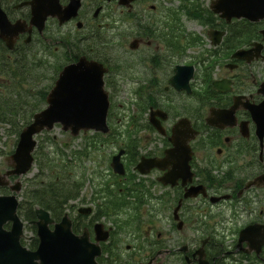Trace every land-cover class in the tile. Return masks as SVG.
Masks as SVG:
<instances>
[{"label":"flooded vegetation","instance_id":"1","mask_svg":"<svg viewBox=\"0 0 264 264\" xmlns=\"http://www.w3.org/2000/svg\"><path fill=\"white\" fill-rule=\"evenodd\" d=\"M17 10H14L16 12ZM21 17H24L25 14L19 15ZM264 50V49H263ZM234 63V62H233ZM232 63V64H233ZM231 64V65H232ZM236 68L238 70V74L235 75V70L233 67L228 65H223L222 67L216 66L215 71L218 73L223 72V75L219 78L214 77L216 80L219 79H229L232 82V92L230 94H219L214 93L212 91H209L207 94L201 96L198 101L199 105L202 107V109L206 108L209 109L210 107H214L217 109H227L231 106L233 97L239 96V97H248L250 95L251 102L255 103V94L254 90L257 88L258 83L261 80V74L258 67H256V63L245 65L242 62H237ZM172 73V70H171ZM217 76V75H215ZM195 97V96H194ZM244 99H242L240 102H243ZM190 104V122L195 126L196 124V118H195V101L191 99ZM207 113V112H206ZM205 113V116H206ZM204 116V117H205ZM238 121H244L249 122V118L247 114L243 111H239L236 114ZM171 121V119H169ZM199 126H202L201 122H198ZM165 129V135L164 137H160L158 139V142L156 146L149 143L146 145H140L139 147L133 148L126 146L125 151V160L124 163L126 166H128L131 170L129 171L128 175L124 177V179H118L119 182L126 181L129 182L130 186L136 185V188H138L142 183L150 184L151 186V192L155 193V204L158 206V209L161 211L164 209V206L168 207H175L181 202V209H183L185 212L188 209L191 208H199L202 209L204 212L212 211L213 207L219 209V207H222V203H216L214 205H211L209 203V197L211 196H219L222 194H229L230 196H234L236 194V197L243 194L244 188L247 184V182L250 180V178H253L255 175H259L264 172V145L263 149H259V145L257 142H255L254 138L248 137L247 139H241L239 137L238 131L233 129H224L222 131L217 129H212L219 131L220 134L218 135V139L213 142L210 140H199L196 143L192 142L189 144L190 149L193 152V157L188 162L189 169L191 173L193 174V178L190 179V182L187 181V173L185 172L184 168H178L172 172V162L169 160L165 163L160 164V169L158 170H152L149 173V176L151 177L152 183L151 184L148 180L143 181L144 178L140 175H138L134 169L139 161V159L144 156L147 158H157V159H163L165 151L169 150L171 148L170 141L168 139L169 137V127L166 123ZM147 128L151 129V126L147 124ZM248 131L250 134L251 131V125L248 124ZM214 132V131H213ZM250 136V135H249ZM148 143V142H147ZM207 146H212L211 148H206ZM139 153V155H138ZM208 153V155H206ZM219 155H224L223 158H219ZM235 156L236 157V166L233 167L228 172L230 174H235L238 179L236 182H216L213 181L211 176H207L205 179H201L200 177H197L198 179L196 181H193L196 175V168L200 166L201 164H207L209 162H216V163H222L227 160L228 157ZM199 159L200 163H196L195 161ZM230 160V159H229ZM162 161V160H161ZM208 168V167H207ZM165 175H168L166 178ZM175 176V180L172 179V177ZM182 180H185V183L182 184ZM205 184H204V182ZM166 183V185H164ZM173 183L174 185H170ZM123 184V183H122ZM127 186L125 188L126 191H131L132 187ZM193 186H203L206 193V198L204 197H197L195 199H183L184 192L193 187ZM121 190V189H119ZM153 195V194H152ZM94 198V201H97L96 196L90 195L89 200L92 201ZM153 200H150V202ZM260 218L257 220H249L246 222L242 227L247 226L251 223L256 224H264V210H261L258 214ZM196 219V218H195ZM262 219V220H261ZM168 222H170V227L173 229V231L178 235L181 236V238H184L187 241V243H184L186 247V255L187 257H192L191 249L193 248V242H194V234L200 233L202 240L208 239V242L204 245V249L206 252V258L209 263L211 264H217L215 261L216 256H212L214 253L210 250L213 249L212 242L210 241V236L208 234H203L202 232L212 233L209 231V227H214V233H220L222 235L221 243L219 244L221 255L226 258L225 264H231L230 258L233 256H247L250 258L249 261H242L234 262L232 264H264V246L261 249V253L259 256H255L253 254H246L245 251H249V248L245 244H243L240 248H237V246L233 243V236L231 235V229L227 226L226 223H221L220 227L218 225V221H212L208 220V225H206V229L199 228V231H196L195 229V220L183 217L182 222L180 224V228L177 229V225L179 223L174 222L172 219H166ZM261 220V221H259ZM155 222L158 225L162 224V219H156ZM202 231V232H201ZM205 235V236H204ZM229 237H233L232 239H229ZM229 239V240H228ZM143 243L141 246V251H144L143 258L145 259H151L158 255L159 258H161V261L164 264H166V260L168 258H173L175 256H179L180 254L178 252V248H174L173 246L167 245L166 242L169 241V239L165 236H162L159 232H155L154 229H152V226L147 225V232L146 236L143 238ZM228 241V243H226ZM202 241H200L201 244ZM226 243V244H225ZM224 247L227 248V250L224 253ZM107 249H116L118 253H120L121 256H124L121 252V248L119 245L114 243L113 241H109L104 247L103 251ZM139 250H137L136 245H125L124 246V253L128 254L130 257H134L136 253H138ZM105 257H107L105 255ZM158 259L153 262L156 263ZM113 261L110 257H107V264H111ZM134 262H139L137 260L131 261V262H124L123 264H132ZM224 263V262H222ZM168 264V263H167Z\"/></svg>","mask_w":264,"mask_h":264},{"label":"water","instance_id":"2","mask_svg":"<svg viewBox=\"0 0 264 264\" xmlns=\"http://www.w3.org/2000/svg\"><path fill=\"white\" fill-rule=\"evenodd\" d=\"M128 1L119 0L118 4L126 5ZM213 3L212 10L222 13V17H244L252 21L264 17V0H217ZM29 5L32 11L31 24L39 28L47 16H56L60 22L75 16L79 3L74 1L64 12H61L58 0H33ZM19 31L20 25L16 23L10 26L0 11V38L11 45L13 37ZM102 73L100 66L86 62L83 58L63 69L47 97L48 108L35 115L33 124L21 134L13 157V173H25L30 166L29 153L34 145L30 137L42 129H51L56 122L64 130H71L72 135L79 129L106 132L107 101L102 92ZM261 92L264 94V88ZM177 129L178 127L174 129L172 137L175 146L180 145L179 141L182 139ZM117 157L113 161V167L114 171L120 172V166L116 165ZM154 166L152 164L149 167ZM15 207L13 197L0 198V264H95L94 257L98 255V250L87 242L85 235L80 238L72 236L70 224L65 217L54 226L53 231H49L47 225L52 222L47 213L41 210L35 211L39 239L37 249L34 252L22 249L18 244L21 224L14 215ZM6 220L13 222L10 232L1 230Z\"/></svg>","mask_w":264,"mask_h":264},{"label":"rangeland","instance_id":"3","mask_svg":"<svg viewBox=\"0 0 264 264\" xmlns=\"http://www.w3.org/2000/svg\"><path fill=\"white\" fill-rule=\"evenodd\" d=\"M209 0H203L202 3L203 5H207ZM180 5V1L179 0H151L150 2L147 3V10H149V6H162L166 9H171V10H175L177 7L179 8ZM152 15H149L148 13L145 14V18L142 19V22L144 25L150 24L152 23V20H149V16H154L155 12H151ZM181 24L183 25L184 29L187 32H191L194 33L195 35H198L202 38L203 35V26H201L199 24V22L195 21V20H186L184 17H181ZM52 31L54 30V26L52 25ZM72 26L71 25H67L63 28H60L59 34H63L66 32H71L72 31ZM131 39H129L128 41H130ZM127 40H125V42L122 44L123 46H116L113 45L112 43H110V45L108 46V50H111V54L109 55L110 60L113 58H117V60H119L120 63H124L126 61V59L128 58L129 54L127 53V48H126V44ZM54 47L57 46H53L52 48L54 49ZM58 48V47H57ZM198 52V49H196V53ZM61 52H56V56H60ZM54 58V57H52ZM63 58L61 57L59 59V63L63 64L65 62H62ZM134 60V59H133ZM55 58L51 59V62L54 64ZM112 60L108 61V64L111 65ZM182 63V61H181ZM44 73V72H43ZM45 77L44 79H42L41 81H39L38 83H36V87L37 88H41V87H46L48 86V84H50V75H51V70H47L45 73ZM111 78H113V80L115 81L116 84V91H114L113 93V102L115 105V109L117 110L116 114H117V118H122V117H127L130 110L132 109L131 107V103L132 101L135 99L134 96H132V94H130V90L132 87V82L127 80V74H126V70L125 67L123 66L121 69V74L116 77V79L111 76ZM110 78V79H111ZM147 78L145 77L143 84H145L147 82ZM36 88V89H37ZM110 91V90H108ZM132 117V116H130ZM142 120V118H138L137 121ZM122 121V120H121ZM120 121V122H121ZM8 128L5 126L0 125V150L2 151H6L9 152V150L11 149V147L14 145V142L16 140V137L11 134L10 132H8L7 130ZM150 135V133H148ZM47 137L49 139H53L55 141V145H45V149L44 151L48 152V153H52L58 145H60V142H67L71 140V144L68 150H64V153L67 154L69 150H74L73 148L77 147L80 144V136H78L77 138H70L68 133H64L61 131V129L56 126L53 130H51L50 132H47L43 135H41L38 140L40 141L42 138ZM145 136H142V139H145ZM49 143V142H48ZM110 147L105 148V156L109 154V150ZM76 150V149H75ZM55 153V152H54ZM53 155V154H52ZM4 156V155H3ZM3 156L0 157V172H3L4 170V162L3 161ZM6 157V156H5ZM83 168L84 169H89L92 170V164L85 162L83 164ZM37 173V170L34 169L28 176L27 178H32L35 174ZM47 177L49 178L50 181H54V182H62V174L59 173L58 171L55 170V167H49L47 168ZM48 184V183H47ZM27 185L24 184L23 185V190L25 188V186ZM88 193V191H86V194ZM21 196V194H19ZM236 211H238V209H236ZM231 211L226 210L225 211V215L228 216L229 218V213ZM29 231H25V235L29 236Z\"/></svg>","mask_w":264,"mask_h":264},{"label":"trees","instance_id":"4","mask_svg":"<svg viewBox=\"0 0 264 264\" xmlns=\"http://www.w3.org/2000/svg\"><path fill=\"white\" fill-rule=\"evenodd\" d=\"M1 57L4 58L3 55ZM30 110L31 109H29V108H25V111H23L22 114L19 115L18 113H14L9 107L6 106L3 108V110H1V108H0V117L3 119L9 118V119H11V121L13 119L19 117V118H21L22 125H23V124L29 123L31 115H32L33 111H35V109L32 111H30ZM12 125H14L17 128V131H19L20 127L17 125V122L15 120H13ZM15 133H18V132L15 131ZM42 185L43 186H41L38 189L39 195L34 198L35 203H33V204H37V205L41 206L42 208L49 210L50 204L54 205L62 196L60 197L59 188L58 189L56 188V190H55V188H53V186H51V185L47 186V182H44ZM47 190L53 191V198L52 199L54 201L47 200ZM60 205H61V203H58L56 206V209L54 210V208H53V210H54L53 211V217L54 218H58V216H59L58 214L60 213ZM19 210H20V213L25 220L30 221L34 218L33 217V210H32V203H29V202L23 203L19 207ZM35 245H36V241L31 243L30 248H34Z\"/></svg>","mask_w":264,"mask_h":264}]
</instances>
